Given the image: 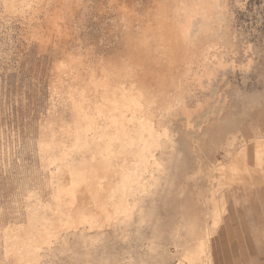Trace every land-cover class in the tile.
<instances>
[{
  "label": "bare ground",
  "instance_id": "bare-ground-1",
  "mask_svg": "<svg viewBox=\"0 0 264 264\" xmlns=\"http://www.w3.org/2000/svg\"><path fill=\"white\" fill-rule=\"evenodd\" d=\"M3 1L42 12L41 41L52 42L43 30L80 39L52 53L48 118L35 132L48 181L29 191L26 223L4 227L5 257L110 264V248L121 264L127 252L128 264L165 254L209 264L229 194L264 188V113L236 80L258 70L236 61L229 0Z\"/></svg>",
  "mask_w": 264,
  "mask_h": 264
},
{
  "label": "rangeland",
  "instance_id": "rangeland-1",
  "mask_svg": "<svg viewBox=\"0 0 264 264\" xmlns=\"http://www.w3.org/2000/svg\"><path fill=\"white\" fill-rule=\"evenodd\" d=\"M234 1L229 0V6L234 11L233 22L235 21V23L231 22V26L232 29L235 28L234 48L239 52L238 60L236 61L239 64H244L249 59V62L253 63V66L258 70L257 76L250 74L242 80L241 76L238 75L236 80L239 82L238 87L244 91L243 93H245L246 97L253 90L257 92L259 104L264 113V0H240V6H236ZM21 3L16 5L18 10L14 11L7 10L6 2L0 0V264H12L10 262L11 259L5 257L6 255L3 250L2 233L4 227L11 222L13 223L14 219L21 226L26 223V208L32 210L34 207V200L32 195H29V191L44 189L45 181H48L46 178L47 174L42 173L43 171L40 168L41 161L36 146L38 141L35 132L38 134L40 126L37 127V125L41 124L42 119L48 118L47 111L51 102L50 89L48 88H51L49 82L51 83V70L54 65V60H51L52 58H57V53L63 51L67 45L70 44L71 48L73 45L71 43L75 45L77 43L75 40H80L72 35L73 39L62 36L66 39L64 42L62 37L61 39L59 37V40H57L58 36L53 34V32L51 34V31L46 30L45 32L43 30V37L45 38L48 35L49 40H52V42L47 40L51 44H46V38L41 41L35 36L34 31L38 30L39 32L41 27L47 23L42 12H39L40 20L32 18L31 9L22 6ZM32 21L36 26H34L35 24ZM89 26L91 29H95V27H92L93 25L89 24L86 27V33L91 30L90 28L88 30ZM89 33H87L89 36L86 37V41L92 43L94 39L90 38L91 31ZM30 36L32 37L30 38ZM37 41H39V47ZM54 41L55 45L53 44ZM66 41H68V44ZM82 41L84 40L82 39ZM42 42L47 46L43 45ZM40 43L42 44L40 45ZM62 44L64 45L63 48ZM249 45L252 47L246 53L247 55L244 56L243 50L247 49L246 46ZM53 46L57 47V49L53 48ZM95 46L98 47V45ZM102 48L105 50L108 47L104 45ZM55 50H58V52L56 53ZM53 52L55 53L53 55L55 57L52 56ZM61 54L60 52L58 60L60 57L62 58ZM48 75L51 77H48ZM225 94L227 95V92ZM213 97L217 98L215 94L211 99ZM236 101L235 98L233 109L237 113L240 105ZM218 135L220 137L219 132ZM41 173L42 175H40ZM43 174L46 179L43 177ZM43 181L45 183L42 185ZM231 189L233 187H229L228 190L226 189V197ZM235 189L237 190L233 189L234 191L232 192H235L234 194H229L227 199L228 204L226 203L228 207V211H226L228 212V216L226 215V217H228V220L223 222L220 225V230L217 229V232H214L211 237L213 248L211 250V257L209 256L208 258L209 264H252L253 261L261 258V248L264 247V191L254 194L256 198L254 195L246 198L242 190L239 188ZM258 217L260 219L257 221ZM108 249L111 252L110 248L106 250ZM107 252L106 254L104 253V257L107 255L109 260H113V262L111 260L109 263L121 264L119 257V262H117L116 255L113 256L111 252L113 257H110L111 255L108 256L110 253L108 252L107 254ZM128 253H126L122 264H128L124 263V261L128 260ZM114 258L116 261H114ZM180 262L184 264L182 261ZM71 263L75 264L72 260L67 259V257H62V259H57L54 262V264ZM104 263L107 264L108 262L104 259L102 264ZM146 264L151 263L146 262ZM158 264L174 263L169 255L165 254V258Z\"/></svg>",
  "mask_w": 264,
  "mask_h": 264
},
{
  "label": "crops",
  "instance_id": "crops-1",
  "mask_svg": "<svg viewBox=\"0 0 264 264\" xmlns=\"http://www.w3.org/2000/svg\"><path fill=\"white\" fill-rule=\"evenodd\" d=\"M256 190H258V189H256ZM262 191H264V189H260L259 191H255V193L259 194ZM226 215L228 216V214H226ZM259 219H260V217H258L256 220L258 221ZM227 220H228V217L225 216L223 222H226ZM254 220H255V218H254ZM257 227H259V226L257 225ZM257 233H258V231H257ZM252 264H264V247L261 248V258L257 261H253Z\"/></svg>",
  "mask_w": 264,
  "mask_h": 264
}]
</instances>
